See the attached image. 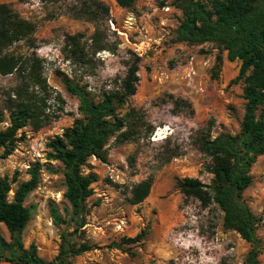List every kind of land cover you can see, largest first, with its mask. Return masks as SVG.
Instances as JSON below:
<instances>
[{
	"label": "rangeland",
	"instance_id": "rangeland-1",
	"mask_svg": "<svg viewBox=\"0 0 264 264\" xmlns=\"http://www.w3.org/2000/svg\"><path fill=\"white\" fill-rule=\"evenodd\" d=\"M99 1L109 8L114 28L108 22L100 28L106 49L94 54L93 24L74 17L81 0H0L36 27L30 42L16 43L7 53L35 54L45 82L29 85L24 97L45 122L37 129L28 125L20 130L12 154L0 159V178H16L9 201L29 179L28 170L39 165V184L24 201L31 212L22 234L24 248L33 244L41 259L51 261L58 252L60 229L52 224L49 207L62 218L70 212L63 197V166L47 158V145L81 118L78 100L66 92L62 78L86 89L98 102L106 92L117 90L127 68L137 63L136 93L122 112L134 109L143 127L128 143L116 145L111 138L105 160L90 158L82 167L85 175L96 178L83 228L92 250L72 264H246L250 246L224 227L218 207L203 208L195 199H185L176 186L184 178L211 183L206 170L210 160L194 145L197 138L239 134L245 104L242 83L236 80L240 62H228L226 53L212 43H175L181 21L176 0H135L126 10L114 0ZM76 34L84 37L82 62L67 59L64 38ZM26 84L19 74L0 75V130L8 126L14 92ZM250 176L252 183L242 199L262 218L255 235L261 242L258 260L264 264V156L256 158ZM149 177V196L132 206L131 187ZM142 231L147 232L142 242H125ZM0 236L10 241L3 225Z\"/></svg>",
	"mask_w": 264,
	"mask_h": 264
},
{
	"label": "trees",
	"instance_id": "trees-1",
	"mask_svg": "<svg viewBox=\"0 0 264 264\" xmlns=\"http://www.w3.org/2000/svg\"><path fill=\"white\" fill-rule=\"evenodd\" d=\"M120 9H130L135 0H114ZM175 7L181 12V21L175 31V43L198 46L205 43L216 45L226 53L232 63L240 62L237 81L242 83L244 115L239 134H221L210 139L197 138L194 145L209 158L207 172L212 175L209 185L197 179L177 180L176 186L185 199H195L203 208L211 204L223 214L225 228L235 231L249 244L246 264H260L261 242L256 237L261 217L254 216L243 202L242 194L251 185L250 169L259 156H264V0H176ZM74 17L94 26L90 37L93 52L106 49L100 28L110 20L109 8L99 0H81L74 9ZM35 25L23 20L6 4H0V75L19 74L26 85L19 87L13 96L16 103L8 109V126L0 130V159H6L14 151L17 133L28 125L35 129L45 121L38 117L34 108L24 98L29 85H45L41 77L40 60L35 54L28 57L7 53L19 42H30ZM83 35L65 36L67 59L82 62ZM138 64L127 68L125 77L117 90L106 92L95 102L84 88L74 85L64 77L62 84L66 92L78 100L80 119L54 138L48 145V160L59 162L64 170V199L70 212L62 218L58 210L50 205L52 224L60 229L59 247L51 261H44L31 244L27 249L22 243V234L31 220V212L24 206L27 196L39 184V165L28 170L29 179L18 185L13 198L9 193L16 178H0V225L8 234L9 242L0 236V262L8 264H72V260L88 251L92 246L84 237L83 228L88 214L87 200L92 196L91 186L96 182L92 174L85 175L82 167L90 158L105 160V146L111 138L116 145L133 141L140 135L142 119L134 109L122 112L127 100L136 93L139 82ZM176 156L178 154H175ZM152 177L134 185L128 202L132 206L141 204L150 194ZM147 235L142 231L126 243L142 242Z\"/></svg>",
	"mask_w": 264,
	"mask_h": 264
},
{
	"label": "built area",
	"instance_id": "built-area-1",
	"mask_svg": "<svg viewBox=\"0 0 264 264\" xmlns=\"http://www.w3.org/2000/svg\"><path fill=\"white\" fill-rule=\"evenodd\" d=\"M167 10H168V9H167ZM108 24L110 25V28H114V27H113L112 20H109V21H108ZM134 51H135V53H136L138 56H141V51H140L139 49L134 50Z\"/></svg>",
	"mask_w": 264,
	"mask_h": 264
}]
</instances>
